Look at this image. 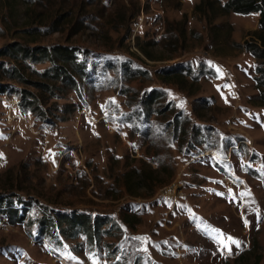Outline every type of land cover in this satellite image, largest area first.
I'll list each match as a JSON object with an SVG mask.
<instances>
[{"label": "rangeland", "instance_id": "374dc122", "mask_svg": "<svg viewBox=\"0 0 264 264\" xmlns=\"http://www.w3.org/2000/svg\"><path fill=\"white\" fill-rule=\"evenodd\" d=\"M224 1L0 0V47L72 46L86 67L54 94L0 75L46 113L0 93V195L17 210L0 208V264H264V102L243 47L258 13ZM0 62L32 81L48 66ZM151 89L160 112L147 115ZM52 211L113 225L94 244L40 234Z\"/></svg>", "mask_w": 264, "mask_h": 264}, {"label": "trees", "instance_id": "16d2710c", "mask_svg": "<svg viewBox=\"0 0 264 264\" xmlns=\"http://www.w3.org/2000/svg\"><path fill=\"white\" fill-rule=\"evenodd\" d=\"M221 10L222 12L239 14L258 13L257 23L259 32H255V40L244 41L243 47L250 56L258 61L255 67L257 75L253 76V80L258 97L264 102V37H262L264 33V0H225L221 4ZM54 21L49 23V25L56 24ZM51 25L50 30H48L49 32L56 29V25ZM26 32L29 35L32 34V31ZM76 52L77 48L67 45H29L12 41L0 47V57L9 58L17 63H48V66L42 71L37 72L42 80L32 81L24 68L18 66L19 64L3 65L0 62V75L15 80L18 83L29 84L41 92L51 94H54V91L59 89V84L65 88L76 90L78 87L76 83L77 78L80 79L86 74V67L77 58ZM30 71L33 72L34 70ZM162 72L164 75L172 78H176L178 75L175 70L163 69ZM0 93L15 94L18 108L22 111L30 112L36 119H44L46 117L45 109L41 106L38 97L32 91L23 88L17 90L9 84L0 83ZM161 96L162 92L155 89L142 94L140 105L145 109L147 115L152 112H160L159 109L153 107V104ZM59 118L61 120L64 119V117ZM11 199V197L8 198V196L0 195V208L4 210L3 214L6 218V212H8V217H10V214L17 213L16 208H13L14 204ZM23 217V214L18 215L14 222L22 221ZM38 224L40 234L48 231L52 232L56 229L64 238L82 235L87 242L93 244L99 242L102 235L109 233L113 225L111 219L106 215H91L83 211H72L69 213L52 211L45 214L42 212Z\"/></svg>", "mask_w": 264, "mask_h": 264}, {"label": "snow or ice", "instance_id": "6c2138e0", "mask_svg": "<svg viewBox=\"0 0 264 264\" xmlns=\"http://www.w3.org/2000/svg\"><path fill=\"white\" fill-rule=\"evenodd\" d=\"M212 232H214V233H218V230L213 229ZM228 241H229L230 243H234V244H236L237 246H239V242L236 241V240H234V238H232V237H228ZM221 243L223 244L222 241H221ZM223 246L226 247V245H223ZM228 250L231 251L230 248H229Z\"/></svg>", "mask_w": 264, "mask_h": 264}]
</instances>
